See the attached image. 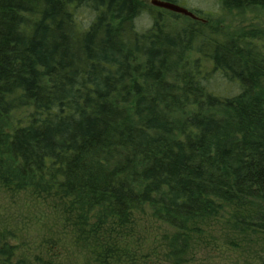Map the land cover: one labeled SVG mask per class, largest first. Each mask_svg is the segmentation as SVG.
<instances>
[{
	"label": "trees",
	"instance_id": "obj_1",
	"mask_svg": "<svg viewBox=\"0 0 264 264\" xmlns=\"http://www.w3.org/2000/svg\"><path fill=\"white\" fill-rule=\"evenodd\" d=\"M220 1L228 10L264 5ZM80 6L94 14L87 26L76 22ZM139 12L137 0H0V182L64 200L72 227L92 235L98 264L121 249L96 232L106 221L126 227L146 208L174 230L180 255L191 227L201 233L226 211L236 230L264 237L256 73L235 44L217 45L228 61L211 55L215 68L241 92L214 95L197 60L189 69L188 53L200 52L193 43L158 25L139 33Z\"/></svg>",
	"mask_w": 264,
	"mask_h": 264
},
{
	"label": "rangeland",
	"instance_id": "obj_2",
	"mask_svg": "<svg viewBox=\"0 0 264 264\" xmlns=\"http://www.w3.org/2000/svg\"><path fill=\"white\" fill-rule=\"evenodd\" d=\"M173 1L200 21L156 8L150 0H137L140 12L133 20L136 30L146 33L159 26L180 35L183 47L193 43L200 52L188 53L189 69L196 71L192 62L197 60L205 88L221 98L237 96L241 86L237 80L226 78L229 73L226 76L215 68L211 55L227 62L226 53L216 46L235 44L256 73L255 85L264 95V9L228 10L220 0ZM93 16L90 8L80 6L76 22L87 26ZM89 221L92 225L97 222L91 216ZM204 225L201 233L197 227L190 228L193 239L183 255L171 249L174 230L152 217L147 208L134 212L126 227L117 228L106 221L101 228L105 232H96V236L101 244L109 241L121 249L108 260L111 264H264V237L258 232L236 230L229 211ZM92 242V235L72 227L64 200L11 191L0 182V246L12 254L0 256V264H98L101 258L93 255Z\"/></svg>",
	"mask_w": 264,
	"mask_h": 264
},
{
	"label": "water",
	"instance_id": "obj_3",
	"mask_svg": "<svg viewBox=\"0 0 264 264\" xmlns=\"http://www.w3.org/2000/svg\"><path fill=\"white\" fill-rule=\"evenodd\" d=\"M150 4L156 8L166 10L175 14H180L189 17L193 20L198 19L194 13L172 2L162 1V0H150Z\"/></svg>",
	"mask_w": 264,
	"mask_h": 264
},
{
	"label": "flooded vegetation",
	"instance_id": "obj_4",
	"mask_svg": "<svg viewBox=\"0 0 264 264\" xmlns=\"http://www.w3.org/2000/svg\"><path fill=\"white\" fill-rule=\"evenodd\" d=\"M260 7V8H263L264 9V5H253V6H250V7ZM198 19H197V21H200V18L199 17H197Z\"/></svg>",
	"mask_w": 264,
	"mask_h": 264
},
{
	"label": "bare ground",
	"instance_id": "obj_5",
	"mask_svg": "<svg viewBox=\"0 0 264 264\" xmlns=\"http://www.w3.org/2000/svg\"><path fill=\"white\" fill-rule=\"evenodd\" d=\"M180 15V14H179ZM183 16V15H182ZM184 17H186V16H184ZM189 18V17H188ZM191 19V18H190Z\"/></svg>",
	"mask_w": 264,
	"mask_h": 264
}]
</instances>
